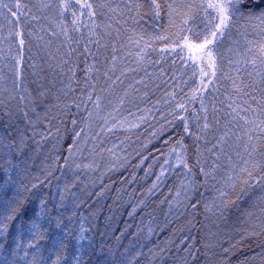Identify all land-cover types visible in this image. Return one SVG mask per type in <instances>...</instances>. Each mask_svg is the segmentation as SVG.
<instances>
[{"label":"trees","instance_id":"1","mask_svg":"<svg viewBox=\"0 0 264 264\" xmlns=\"http://www.w3.org/2000/svg\"><path fill=\"white\" fill-rule=\"evenodd\" d=\"M22 6L30 8L25 0ZM95 11L96 16L92 17L97 25L95 34L90 35L93 24L86 26L77 18L76 27L80 30H70L73 34L67 47L46 33L43 18H28L26 23L20 24L24 26L21 32L24 45H20L19 38H12V52L7 58L0 55V137L8 136L9 140L16 139L19 143V133H23L22 158L26 159L21 167L26 171L22 175L16 172L11 175L17 180V187L22 184L31 188L32 184H37L31 192L19 188V197L27 198L29 211L44 199L47 207L53 209L51 215L62 220L61 228L49 227L47 238L39 241L38 248H26L28 237L25 235L20 240L15 264H28L33 254L42 255L46 264H52L58 251L53 237L67 244L66 250H59L63 258L58 264H112V253L117 260L125 253L124 264L129 260L131 264H264L260 259L264 255V186L253 183L246 190L247 194L237 199L239 184L233 192L225 187V180L229 174L239 172L243 166L241 161L246 158L240 157V165L235 160L228 164L227 155L222 154L217 159L215 151H209L211 144L219 139L216 133L220 131L218 127L227 103L213 94L209 100L188 99L189 87L175 89L166 82L155 85L156 55H150L141 70L121 63L120 49L129 48L135 32L153 31L156 26L149 18H133V13L127 12L129 18H120L118 13L111 18V27L107 30L105 22L99 19L102 9ZM40 37L59 47L56 55L68 61L67 67H53L43 53L29 50ZM89 39L99 40V45L88 44ZM86 44L95 56L84 53ZM69 48L76 49L71 56L67 55ZM20 53L24 62L18 69ZM5 59L8 66L3 64ZM89 65L93 69L86 74ZM69 69L76 70L74 76ZM105 71L111 79L104 76ZM113 81L110 102L121 101L131 107L137 103V106L143 105L138 101L141 99L151 114L132 135H122L129 143L124 167L98 179L85 174L83 169L74 173L67 168L65 157L75 146V139L81 136L92 108L97 106V97L99 105L106 101L107 86ZM152 81L150 88L143 87ZM225 84L219 87L220 92L233 90L232 85L229 87L230 80ZM142 90L147 91L143 97ZM156 97H160L161 103L154 109ZM181 100L186 101L183 103L186 111L178 107ZM201 100L206 113L201 108ZM205 114L211 128L202 133L197 125H203ZM180 117L187 119L191 132L199 134L200 140L184 132V121ZM101 140L93 144L98 145ZM177 141L182 142L185 160L192 171L170 167L158 180L162 160L168 157L164 153L181 146ZM3 151L6 150L0 148V152ZM260 153L257 147L256 159L264 158ZM148 162L152 167L142 174L141 169ZM213 163L219 165L214 172ZM201 167L212 172L215 179L201 174ZM3 175L0 171V180ZM255 175L258 177L259 172ZM187 180L193 183L188 193L179 187L180 182ZM217 189L228 191L230 198L236 200L224 215L217 208L221 199ZM196 201L200 203L193 209ZM42 222L47 226L46 221ZM17 223L13 222L7 237L0 236L9 254L14 246L12 237ZM81 235L85 237L83 241H79ZM77 248L86 250L78 253ZM136 252L140 255L135 256ZM76 256H80L79 261L75 260Z\"/></svg>","mask_w":264,"mask_h":264},{"label":"rangeland","instance_id":"2","mask_svg":"<svg viewBox=\"0 0 264 264\" xmlns=\"http://www.w3.org/2000/svg\"><path fill=\"white\" fill-rule=\"evenodd\" d=\"M24 0H0V55H7L12 52L11 41L17 39L15 35L17 32H22L23 23H26L28 18L33 16L37 19L43 18L45 23L46 33H50L51 37H56L63 42V47H67L71 41V34L74 30L73 19L80 18L86 26H92V19L94 18H82L86 16L88 10L81 9L80 4L76 3V0H70V7L66 10H62L60 7L61 0H25L28 2L30 8L27 6L23 8L22 2ZM20 3L21 12L23 15L16 17L12 16V12L17 11L16 4ZM58 2V5L57 3ZM92 3L95 10L102 9V15L99 17L101 22H105L106 29H109L110 20L114 18L118 13L120 18H129L127 12L133 13V18H149L152 25L156 26V30L144 31L140 29V32H135V36L130 39L129 48L120 49V62L128 64L132 69L141 70L146 67L150 55H156L154 61L155 65V81L154 84L170 83L175 89L181 87H189V98H197L200 100L211 99L212 94L217 98H223V100L229 105L232 101L237 104H242L241 97L232 89H225V92L221 91L219 87L226 85L227 80H230V85L233 86V80H239L242 78L244 81H249L255 77H249L248 73L253 72V66L245 61L249 59L245 55L248 40H260L261 38L255 33L249 30L250 34L245 32V21L240 19L239 16L233 18L231 26L225 31L223 37L219 39L214 45L215 55L217 58L218 71L215 77L211 76L212 69L208 68L205 62L201 63L199 59L195 63L188 59V50L183 53L179 48L172 51L174 47L173 42L177 39V33L180 29H184L181 35H188V28H192L194 32H202L207 19L205 17L204 9L201 5L206 6L207 3L213 2V0H156L159 4V9H156L152 0H106V6L101 7V3L105 0H88ZM47 3V8L42 7V4ZM83 3V0H81ZM194 5L189 10L188 5ZM129 5V7H128ZM139 5V7H137ZM171 6V7H170ZM115 8L113 12L110 9ZM131 9V10H129ZM11 10V11H10ZM63 11V14H61ZM157 11L159 16L156 15ZM212 15H215L211 9L208 10ZM83 12V15L81 13ZM75 13V16H73ZM187 14V15H186ZM189 16H194V19L189 20L188 24H185V19ZM19 20V26L17 25ZM143 20V19H142ZM9 21H12L9 23ZM78 23V21H77ZM15 24L17 27H15ZM77 26V25H76ZM75 26V27H76ZM111 27V26H110ZM62 28L68 30V37L63 35ZM31 32V31H30ZM29 32V33H30ZM77 32V31H76ZM11 33V35H10ZM160 37H166L167 39H161ZM70 38V41H69ZM202 39V37H201ZM19 41V40H18ZM195 42V41H194ZM182 43V41H181ZM32 53H43L47 59L52 63V66L67 67L64 63L63 56L56 55L59 47L53 46L50 42L39 39L35 45H32ZM15 51V50H14ZM18 69L23 66L24 57L20 53L18 56ZM4 65L8 66V62L5 59ZM33 67V66H32ZM204 67L205 71L209 73V76H202L200 68ZM260 67L258 64L257 69ZM115 72L118 69L114 70ZM228 78V79H227ZM212 80V83L209 81ZM153 81L148 86H143L148 89L153 85ZM208 85L207 88L201 87V83ZM114 87L113 83L108 84L105 98L99 107L94 106L89 113V118L84 123V129L80 137L75 139V146L72 148L67 157V168L77 173L80 169L85 174L95 176L94 178H100L104 175L110 174V172L122 168L125 166L124 162L127 159L126 152L129 146L128 140L123 139L122 135H132L134 131L149 117L150 110L146 108L144 101L141 105L128 106L121 101L110 102L109 94ZM215 88V89H213ZM199 89L198 91H196ZM231 90V91H230ZM207 92H210L207 94ZM147 91L142 90V97ZM108 95V96H107ZM161 97V96H160ZM160 97L154 98V109L161 103L158 100ZM259 98V95H257ZM186 98V100H188ZM112 101V100H111ZM185 100H181L178 104H183ZM186 103V101H185ZM235 106V105H233ZM145 107V108H144ZM231 109L227 106V110L223 111L222 122L218 127L220 129L216 134L218 138L228 132V136L225 142H217L211 144L212 152L215 151V155L220 156L222 154L231 157V160H235L237 165H240V157L247 158V154L244 151V145L246 137L243 136V131L240 128H232V117L228 115ZM239 123H242L240 121ZM232 128V131L228 130ZM208 132V131H206ZM205 132V133H206ZM237 134L239 139H237ZM100 138H97L100 136ZM103 139L101 140V138ZM98 140L101 142L98 145H94L93 142ZM257 147L261 153H264V142H256ZM93 145V146H92ZM215 146V147H214ZM184 148L178 145V147L171 148L165 152L167 158L162 160L163 168L159 170L158 177H163L166 174V170L176 169L178 170L183 165L178 161L177 154L179 153L185 158L183 152ZM239 153V155H238ZM163 154V155H164ZM162 155V156H163ZM238 156V157H237ZM243 160L241 163L243 164ZM233 163L228 159L227 163ZM87 165L88 167H85ZM79 166V167H77ZM152 167L151 162H148L145 167L143 166L142 174H146L147 169ZM182 169H185L184 167ZM192 184V181L180 182L179 187L183 192L188 193L187 186ZM186 190V191H185ZM183 194V193H182ZM185 195V193L183 194Z\"/></svg>","mask_w":264,"mask_h":264},{"label":"snow or ice","instance_id":"3","mask_svg":"<svg viewBox=\"0 0 264 264\" xmlns=\"http://www.w3.org/2000/svg\"><path fill=\"white\" fill-rule=\"evenodd\" d=\"M156 9H159V4L156 3V0H152ZM76 3L80 4L81 9H87L88 17L92 18L96 16V11L92 3H89L88 0H76ZM49 5L47 3L42 4V7L47 8ZM101 7L106 6L105 2H102ZM60 7L62 10H66L70 7V0H61ZM139 7V5H137ZM171 7V6H170ZM194 5L189 4L188 8L191 10ZM204 9L205 17L207 23L204 26L202 32H194L192 28H188V35H181L184 32V29H180V32L177 33V39L173 42L174 47L172 51H175L176 48H179L180 52L183 53L186 49L188 50V59L192 60L194 63L197 59L201 63L205 62L208 68L212 69L211 76L215 77L218 71L217 58L215 55L214 45L223 35L225 31L231 26L233 18L239 16L240 19L245 21V32L250 34L249 30L252 33H255L259 36L260 40H248L247 48L245 55L249 57L245 62L253 66V72H249V77H255L249 81H244L242 78L237 82L233 80V90L241 97L242 104H237L235 101L229 103L228 107L231 109V112L228 113L232 117V120L229 123H232V128H240L243 131V136L246 137V142L244 145V151L247 154V158L243 160V166L239 168V172L236 174H229L225 180V187L231 188L233 192L236 191V188L239 184L240 191L236 193L237 199H240L242 195L247 194V189H250L253 186V183L261 184L264 186V158L256 159L255 155L257 153V143L264 142V0H213V2L207 3L206 6L201 5ZM17 11L12 12V16L16 17L18 13L23 15L21 10V5L18 2L16 4ZM211 9L215 15H212L208 10ZM111 11L115 12V8H111ZM130 10V9H129ZM11 11V10H10ZM63 14V11L62 13ZM83 15V12L81 13ZM159 16V12L156 13ZM187 15V14H186ZM75 16V13H73ZM32 19H37L33 16ZM194 19V16H189L188 19H185L184 23L188 24L189 20ZM12 21H9L11 23ZM72 24L75 31H79L77 25V20L73 19ZM93 29H90V35H94L95 20H92ZM17 25L19 26V20H17ZM110 27V25H109ZM61 31L65 37H68V30L62 28ZM11 35V33H10ZM15 35L19 38V43L21 46L24 45L25 41L22 38V33L17 32ZM202 37V39H201ZM161 39H167L166 37H160ZM43 39V37H40ZM70 41V38H69ZM182 41V43H181ZM195 41V42H194ZM71 42V41H70ZM79 44V40L76 41ZM96 43L99 45V40L92 41L88 40V44ZM88 44L84 47V53L95 56V53H90ZM115 51V48L113 49ZM76 52V49L69 48L67 53L68 56H71ZM115 60V57H113ZM19 63V61H18ZM64 63H68L67 60ZM258 64L260 67L257 69ZM93 66L89 65L86 67V74L91 72ZM73 76L75 75V69H69ZM98 71V69H97ZM200 73L202 76H209V73L205 71L204 67L200 68ZM19 75V72H18ZM104 76L108 79L111 77L108 75V72H104ZM117 80L120 78L117 77ZM213 81L210 80L209 83ZM113 84L115 81L112 82ZM201 87L207 88L208 85L201 83ZM197 89L196 91H198ZM259 95V98H257ZM23 100V97H21ZM99 97H97V107H99ZM235 105V106H233ZM179 108H184L183 104L178 105ZM201 108L205 113L207 109L204 106L203 100H201ZM217 111H219L217 109ZM26 115V114H25ZM184 121V132L195 136L196 140H200L202 137L199 134L192 133L187 119L185 117H180ZM200 117L197 116V120ZM203 125H197L200 128V132L205 133L211 128V125L208 123L207 114L203 117ZM242 121V123H239ZM219 123V120H217ZM75 124V120H73ZM232 128L228 131L231 132ZM11 135V134H9ZM79 136V133H77ZM228 132H225L224 135L219 137L220 142H225ZM237 134V139H239ZM8 141L5 143L4 141ZM178 144H181V147H184L181 141H177ZM25 147V137L23 133H19V143L16 139H8V136L0 137V148L5 149L6 151L0 152V158H3V163H0V171L3 172V179L0 180V236L7 237L9 230L13 225L14 221H18L16 224V234L12 237L14 246L11 248L10 254L8 249L5 248V243L0 242V264H15L17 249L20 248V240L26 235L28 237L26 248H38L39 241L46 239V234L49 231V227L54 225L57 229L62 227V220L57 216H52L51 212L53 209L48 208L46 201L40 199L39 205L29 211L27 198L21 199L19 197V188H24L26 191L31 192L32 189L37 187V184H32L31 188H27L24 185H19L17 187V180L11 175L12 172H16L17 175H22L26 169L21 166L25 163L26 158L23 157ZM215 147V146H214ZM199 150V145H197ZM209 151H212L209 149ZM239 155V153H238ZM261 157H264V153H260ZM178 161L183 165L184 168L188 171H192L186 162L185 158L177 154ZM219 159V156H217ZM231 160V157H229ZM67 161V157H65ZM79 167V166H77ZM85 167H88L85 165ZM219 167L218 164L213 163L212 169L213 172ZM233 171L235 172V166H233ZM201 174L206 178L212 176L215 179V176L212 172H206L203 167L200 168ZM259 172L257 177L255 174ZM51 175V173H49ZM246 177V178H245ZM159 180L160 177H157ZM42 184L43 181H40ZM156 185L154 184L153 187ZM188 188H192L193 185L189 184ZM151 191V189H150ZM219 192L220 203L217 205V208L221 212V215H224L228 208L236 203V200L230 198V193L223 189H217ZM11 193V195H9ZM180 193L177 192V197ZM203 196V193H201ZM190 199V198H189ZM200 201L192 204V208L195 209ZM135 208H133V212ZM132 215V212L129 213ZM42 221H46L47 226ZM83 232V229L81 230ZM151 232V230H150ZM54 241V247L58 246L57 259L52 261V264H58V261L62 259L59 255V250H66L67 244L63 240H57L55 237L52 238ZM85 237L81 235L79 241H83ZM78 241V243H79ZM82 248H77V252H81ZM149 251H152L149 249ZM163 251V249H161ZM127 252V249H125ZM27 251H25V256H27ZM158 254V253H157ZM124 255L121 253V258L117 260L115 253H112V264H124ZM140 253L136 252L135 256H139ZM135 256L133 259H135ZM256 257L254 256L253 259ZM23 259V257H21ZM260 259L264 261V255L260 256ZM76 261L80 260V256L75 257ZM28 264H46L45 258L41 255L37 257L36 254H33V258ZM128 264H131V260L128 261Z\"/></svg>","mask_w":264,"mask_h":264}]
</instances>
